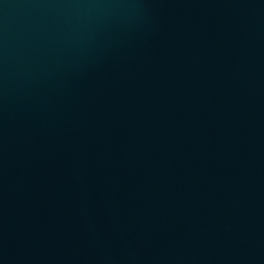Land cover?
<instances>
[{"label":"water","instance_id":"obj_1","mask_svg":"<svg viewBox=\"0 0 264 264\" xmlns=\"http://www.w3.org/2000/svg\"><path fill=\"white\" fill-rule=\"evenodd\" d=\"M0 264H264V0H0Z\"/></svg>","mask_w":264,"mask_h":264}]
</instances>
